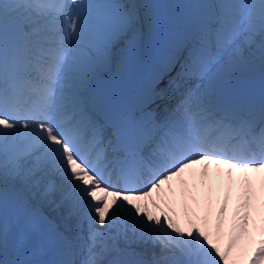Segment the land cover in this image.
Segmentation results:
<instances>
[{
	"label": "snow or ice",
	"instance_id": "6c2138e0",
	"mask_svg": "<svg viewBox=\"0 0 264 264\" xmlns=\"http://www.w3.org/2000/svg\"><path fill=\"white\" fill-rule=\"evenodd\" d=\"M160 7L0 0V264H264V0L169 5L143 78L94 87Z\"/></svg>",
	"mask_w": 264,
	"mask_h": 264
},
{
	"label": "rangeland",
	"instance_id": "374dc122",
	"mask_svg": "<svg viewBox=\"0 0 264 264\" xmlns=\"http://www.w3.org/2000/svg\"><path fill=\"white\" fill-rule=\"evenodd\" d=\"M164 2H165V1H164ZM174 2L177 3V4H180V3H186V2H188V0H174V1L172 2V5L174 4ZM148 26H149V25H145V23L142 24V26H141V30H142V33H143V34L148 30ZM150 38H151V36H149V38H147L146 40L144 39V40H141V41H140V43H139V53L141 52V49H143V48H142V43H141V42L144 41L145 43H148L147 41H149ZM123 46H124L123 44L118 45V47H123ZM118 47H117V48H118ZM137 56H139L138 52H137ZM137 58H138V57H137ZM124 64H125V63L122 64V61H121V59H120L119 52L115 51V53H114V55H113V59H112V63H111L110 68H108L107 70H101V71L98 73V76H97L96 80L93 81V83L96 82V81H98V80H104V79H106V77L109 76L111 73L117 72L118 70H120L121 68H123V65H124ZM124 66H125V65H124ZM258 74H259V73H256L255 75H252V76H241V77H239V78H244V79L247 78V79H250V78L256 77ZM109 77H110V76H109ZM232 201H234V202H232ZM230 203H231L232 205H236V201L234 200V197H232Z\"/></svg>",
	"mask_w": 264,
	"mask_h": 264
},
{
	"label": "bare ground",
	"instance_id": "6f19581e",
	"mask_svg": "<svg viewBox=\"0 0 264 264\" xmlns=\"http://www.w3.org/2000/svg\"><path fill=\"white\" fill-rule=\"evenodd\" d=\"M212 168H215L216 169V166L215 165H212L211 166V169ZM213 172H215V170H212ZM227 169H223V174L225 175V178H224V186L226 187V180H227ZM243 174H241V173H238V172H235L234 173V177L235 178H239L240 176H242ZM222 185H223V183H222ZM237 190H238V185H236L235 187H234V189H233V191L235 192L234 194L236 195V193H237ZM204 194H206V190H204V192H202V195H204ZM213 201H214V203H217V202H219V200L217 201L216 199H214V197H213ZM233 209L234 208H232L231 207V204H230V202H229V216H231V214H232V211H233Z\"/></svg>",
	"mask_w": 264,
	"mask_h": 264
}]
</instances>
